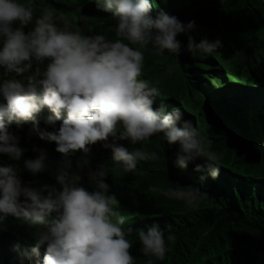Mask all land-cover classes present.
Masks as SVG:
<instances>
[{
	"label": "clouds",
	"instance_id": "obj_1",
	"mask_svg": "<svg viewBox=\"0 0 264 264\" xmlns=\"http://www.w3.org/2000/svg\"><path fill=\"white\" fill-rule=\"evenodd\" d=\"M95 4L116 19L114 40L100 32L81 34L86 22L82 17L74 22L72 14L63 19L51 9L39 15L34 0H0V154L21 159L19 137L8 131L12 122L19 129L20 121H32V131L41 140L55 142V151L65 156L76 150L86 153V145L98 141L112 153V167L99 166L87 173L92 190L78 186L80 177L64 168L55 172L58 190L55 185L22 184L17 169L0 166V224L10 216L33 230L31 256L39 257L38 250L45 249L38 264H134L128 239L132 229L114 210L117 200L108 194L105 179L114 172H136L140 161H158L156 151L143 147L154 136L175 147V168L183 171L192 165L201 183L220 175L221 157L211 148L212 141L185 120L180 109L153 107L160 81L140 78L145 51L155 57L208 56L221 48L220 40L203 38L197 43L191 35L197 31L194 21L182 23L162 10L153 16L152 0H95ZM181 35L186 45L177 39ZM171 72L169 66L167 74ZM204 80L219 97L236 85L224 78L225 84L218 86L222 80L217 76L216 81L207 76ZM45 107L52 113L44 121L53 127L51 132L36 127ZM55 121H61L58 128ZM33 151L38 156L25 160L24 169L32 175L48 170L46 152ZM148 191L181 202L191 211L207 200L206 193L191 185L152 186ZM136 235L143 264L164 261L168 245L175 241L171 224L164 230L153 224Z\"/></svg>",
	"mask_w": 264,
	"mask_h": 264
},
{
	"label": "trees",
	"instance_id": "obj_2",
	"mask_svg": "<svg viewBox=\"0 0 264 264\" xmlns=\"http://www.w3.org/2000/svg\"><path fill=\"white\" fill-rule=\"evenodd\" d=\"M51 2L60 12L50 7ZM39 15L45 9L53 10L57 17L72 14L82 17L85 28L79 30L88 36L90 31L115 39L116 19L111 13L99 10L95 0H34ZM155 16L164 11L176 16L182 23L194 21L197 31L191 33L198 43L201 39L217 40L221 48L208 56L155 57L145 51L141 79L155 82L159 79L160 95L153 107L163 105L166 111L180 109L189 120L212 141L211 148L220 154V175L201 183L192 165L181 171L173 165L175 147H169L159 136L144 142V150L156 151V162L140 161L134 173L114 172L105 183L109 195H114V209L126 218V227L132 229L128 239L134 264H143L136 232L147 231L153 224L161 230L173 226L175 241L168 247L164 261L156 264H264V0H152ZM70 20L71 27L74 25ZM75 31L78 25L75 23ZM177 39L186 45V38ZM171 66V74L167 68ZM204 67L208 69L204 70ZM218 68L219 70L213 69ZM225 84L224 78L235 81V87L222 97L206 84L204 76ZM240 106L241 109H236ZM37 130L53 131L44 123L52 117L45 107L41 110ZM65 118L62 114L61 120ZM61 121H55L58 128ZM12 122L8 131L19 137L18 146L24 151L19 161L0 154V166L17 169L23 183L40 188L59 185L55 181L58 168L80 177L78 186L94 188L87 179L89 171L99 166L112 167L111 150L103 142L86 145L81 150L63 155L55 151V142L41 140L32 131V121ZM110 142V140H109ZM123 146L130 147L126 141ZM140 148V145H135ZM43 149L47 154L48 170L32 175L24 169L25 160H35ZM191 185L207 194V200L191 211L181 202L169 200L158 193L149 192L152 186L177 188ZM22 199V198H21ZM32 229L13 217L0 224V264H38L39 257L31 256Z\"/></svg>",
	"mask_w": 264,
	"mask_h": 264
},
{
	"label": "rangeland",
	"instance_id": "obj_3",
	"mask_svg": "<svg viewBox=\"0 0 264 264\" xmlns=\"http://www.w3.org/2000/svg\"><path fill=\"white\" fill-rule=\"evenodd\" d=\"M208 69V67H204V70ZM213 69H217V68H213Z\"/></svg>",
	"mask_w": 264,
	"mask_h": 264
}]
</instances>
